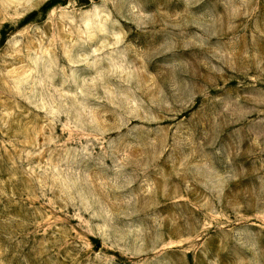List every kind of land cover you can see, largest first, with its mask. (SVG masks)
I'll return each instance as SVG.
<instances>
[{
    "label": "rangeland",
    "instance_id": "374dc122",
    "mask_svg": "<svg viewBox=\"0 0 264 264\" xmlns=\"http://www.w3.org/2000/svg\"><path fill=\"white\" fill-rule=\"evenodd\" d=\"M0 0V264H264V0Z\"/></svg>",
    "mask_w": 264,
    "mask_h": 264
},
{
    "label": "trees",
    "instance_id": "16d2710c",
    "mask_svg": "<svg viewBox=\"0 0 264 264\" xmlns=\"http://www.w3.org/2000/svg\"><path fill=\"white\" fill-rule=\"evenodd\" d=\"M56 5H58L57 0H50L48 3L45 4L43 9L49 11L52 8H54Z\"/></svg>",
    "mask_w": 264,
    "mask_h": 264
}]
</instances>
